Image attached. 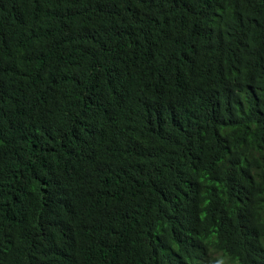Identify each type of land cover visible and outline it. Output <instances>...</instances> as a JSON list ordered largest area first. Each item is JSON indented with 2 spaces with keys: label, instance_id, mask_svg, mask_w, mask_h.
<instances>
[{
  "label": "trees",
  "instance_id": "16d2710c",
  "mask_svg": "<svg viewBox=\"0 0 264 264\" xmlns=\"http://www.w3.org/2000/svg\"><path fill=\"white\" fill-rule=\"evenodd\" d=\"M0 264H264V0H0Z\"/></svg>",
  "mask_w": 264,
  "mask_h": 264
}]
</instances>
